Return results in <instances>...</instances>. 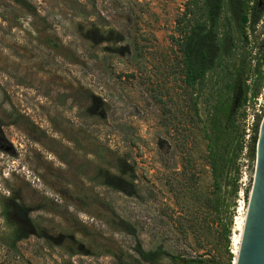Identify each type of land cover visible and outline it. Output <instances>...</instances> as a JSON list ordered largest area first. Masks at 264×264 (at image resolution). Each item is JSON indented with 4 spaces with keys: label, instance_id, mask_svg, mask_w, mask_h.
I'll list each match as a JSON object with an SVG mask.
<instances>
[{
    "label": "rangeland",
    "instance_id": "374dc122",
    "mask_svg": "<svg viewBox=\"0 0 264 264\" xmlns=\"http://www.w3.org/2000/svg\"><path fill=\"white\" fill-rule=\"evenodd\" d=\"M27 1L0 0V264H117L134 254L120 219L145 249L175 255L145 264H232L264 115L252 101L264 85V13L235 37L194 105L177 44L187 0ZM237 72L246 98L231 129H220L239 145L236 191L221 213L227 242L207 202L204 130L212 117L224 122ZM8 196L48 238L12 241Z\"/></svg>",
    "mask_w": 264,
    "mask_h": 264
},
{
    "label": "trees",
    "instance_id": "16d2710c",
    "mask_svg": "<svg viewBox=\"0 0 264 264\" xmlns=\"http://www.w3.org/2000/svg\"><path fill=\"white\" fill-rule=\"evenodd\" d=\"M14 1L22 6H29L27 0ZM195 4L193 0H187L184 11L176 21L180 34L177 40L180 67L183 70L186 85L196 94L194 105H196V96L203 92L208 73L218 66L222 57L229 56L233 51L235 37L245 34L246 30L254 31L261 21L264 0H201L200 6ZM196 9L199 11L198 19L192 22ZM244 81V73L237 72V77L229 86L232 91L230 96L232 102L224 110V122L221 125L217 118L212 117L209 131L204 130L208 139L207 159L212 179V189L208 194L207 202L214 209L216 219L222 225L221 234L227 242L229 229L227 222L222 221L221 213L227 211L228 198L233 191L234 193L236 191L234 173L237 172L235 164L239 145L230 136L221 140L220 129L221 127L224 131L231 129L237 108L246 98L247 89ZM258 90L259 84L253 90V96L258 93ZM233 99L237 102L233 103ZM257 136L258 128L250 145V156L253 159H255ZM232 171L234 172L231 173ZM6 202L2 216L12 227L11 238L14 243L30 236L48 238L44 229L37 231L36 225L32 223L28 207L19 196H8ZM119 226L133 236L134 254L130 258L117 255V264L156 263L165 256L174 258L175 255L164 249L161 244L152 249H145L135 227L128 221L120 219ZM190 261L192 264H207L202 256H196Z\"/></svg>",
    "mask_w": 264,
    "mask_h": 264
},
{
    "label": "water",
    "instance_id": "95a60500",
    "mask_svg": "<svg viewBox=\"0 0 264 264\" xmlns=\"http://www.w3.org/2000/svg\"><path fill=\"white\" fill-rule=\"evenodd\" d=\"M232 264H264V115L259 125L253 178Z\"/></svg>",
    "mask_w": 264,
    "mask_h": 264
},
{
    "label": "built area",
    "instance_id": "2783aa9c",
    "mask_svg": "<svg viewBox=\"0 0 264 264\" xmlns=\"http://www.w3.org/2000/svg\"><path fill=\"white\" fill-rule=\"evenodd\" d=\"M252 101L256 113L264 112V85L255 96H252Z\"/></svg>",
    "mask_w": 264,
    "mask_h": 264
},
{
    "label": "bare ground",
    "instance_id": "6f19581e",
    "mask_svg": "<svg viewBox=\"0 0 264 264\" xmlns=\"http://www.w3.org/2000/svg\"><path fill=\"white\" fill-rule=\"evenodd\" d=\"M243 220H244V216H242L239 219V221L237 222V225L236 226H237V229H238L239 232H238V234L234 235L233 236V239H232V245H233V253H234V255H236L237 246H238L239 238H240V232L242 230Z\"/></svg>",
    "mask_w": 264,
    "mask_h": 264
}]
</instances>
